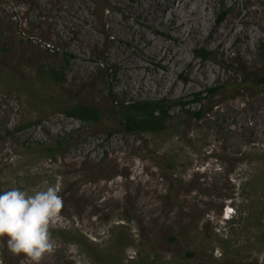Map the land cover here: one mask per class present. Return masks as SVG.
<instances>
[{
    "label": "rangeland",
    "instance_id": "1",
    "mask_svg": "<svg viewBox=\"0 0 264 264\" xmlns=\"http://www.w3.org/2000/svg\"><path fill=\"white\" fill-rule=\"evenodd\" d=\"M49 186L40 264H264V0H0V191Z\"/></svg>",
    "mask_w": 264,
    "mask_h": 264
},
{
    "label": "clouds",
    "instance_id": "2",
    "mask_svg": "<svg viewBox=\"0 0 264 264\" xmlns=\"http://www.w3.org/2000/svg\"><path fill=\"white\" fill-rule=\"evenodd\" d=\"M62 207L55 186L32 193L15 187L0 191V239L6 238L12 253H22L33 264H40L46 253L54 251L49 227Z\"/></svg>",
    "mask_w": 264,
    "mask_h": 264
},
{
    "label": "trees",
    "instance_id": "3",
    "mask_svg": "<svg viewBox=\"0 0 264 264\" xmlns=\"http://www.w3.org/2000/svg\"><path fill=\"white\" fill-rule=\"evenodd\" d=\"M197 54L204 59L211 58L209 52L197 51ZM208 92L211 94H216L217 90L211 89L208 90ZM170 106L167 105L164 100H143L129 104L126 109L125 127L129 131H161L165 128L164 123L166 121L165 119ZM156 112L159 113L158 116H155ZM69 114L86 121L95 122L99 120V112L95 107L92 106L77 105L69 112ZM193 115L200 117L201 111L199 110L198 112L193 113Z\"/></svg>",
    "mask_w": 264,
    "mask_h": 264
},
{
    "label": "bare ground",
    "instance_id": "4",
    "mask_svg": "<svg viewBox=\"0 0 264 264\" xmlns=\"http://www.w3.org/2000/svg\"><path fill=\"white\" fill-rule=\"evenodd\" d=\"M187 21H188V23H189V21H192V19L189 18V19L185 20V22H187ZM193 22H194V21H193Z\"/></svg>",
    "mask_w": 264,
    "mask_h": 264
}]
</instances>
